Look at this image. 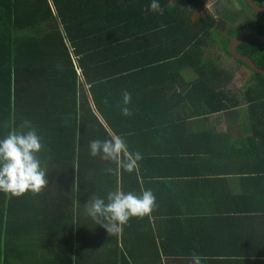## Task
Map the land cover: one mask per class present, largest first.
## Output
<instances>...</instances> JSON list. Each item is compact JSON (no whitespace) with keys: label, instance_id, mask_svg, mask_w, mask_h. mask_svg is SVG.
<instances>
[{"label":"trees","instance_id":"trees-1","mask_svg":"<svg viewBox=\"0 0 264 264\" xmlns=\"http://www.w3.org/2000/svg\"><path fill=\"white\" fill-rule=\"evenodd\" d=\"M151 2L0 0V139L9 131H20L25 119L31 120L42 137L43 148L37 156L47 180L39 193L28 190L11 196L0 191V264H187L180 262L181 257L215 253L190 244L193 229L204 230L208 225L204 220L181 219L179 212L167 214L166 203L178 200L165 194L160 195L164 206L160 215V211L156 214L160 199L153 193L155 205L150 214L156 215L155 225L150 224L149 214L130 217L115 234H108L85 210L93 195L107 203V194L117 189L136 195L143 191L138 174L142 159L132 172L111 164L113 172L107 173L108 162L89 154L90 141L120 135L129 151L137 152L132 140L171 130L179 122L173 119L167 127L165 120L146 123L142 116L175 110V99L185 102L183 92L188 87L207 88L205 114L240 106L220 87L232 80L231 73L207 59L205 52L210 41L220 40V33L213 32L224 30L229 37L222 46L231 56L230 39L243 29L226 30L222 21L195 0H158L162 14L150 10ZM257 3L262 5L261 0ZM257 28L264 34V24ZM237 51L264 69V42L246 37ZM183 71L195 72L196 79L186 80ZM253 72L244 91L249 119L241 122L250 134L213 138H225L221 156L256 164L243 167L251 176L252 192L251 198L249 191L244 194L243 209L236 211L252 212L261 229L264 75ZM161 89L172 97L160 95ZM125 90L131 94L127 116L121 111ZM213 154L218 158V151ZM153 161L143 164L154 166ZM238 222L246 229L245 221ZM243 237L249 241V236ZM258 238H264V232ZM261 245L252 253L259 259L253 264H264Z\"/></svg>","mask_w":264,"mask_h":264},{"label":"crops","instance_id":"crops-1","mask_svg":"<svg viewBox=\"0 0 264 264\" xmlns=\"http://www.w3.org/2000/svg\"><path fill=\"white\" fill-rule=\"evenodd\" d=\"M183 75L189 81L195 80L197 76L192 71H183ZM227 83H221L220 87L224 88L230 97L233 96L240 101V106L229 111L205 114L203 110L206 109L204 102L206 95L203 93L207 88L188 87L183 92L186 96L185 102L175 99L177 104L175 110L150 112L142 116L146 123L165 120L167 127H170L173 119L177 118L179 122L173 126V129L167 128L162 129L161 133L140 135L138 139L132 140L133 145H131L132 148L143 152L138 169L142 190L150 189L159 199L162 194H165L166 198L177 199L176 204L166 203L167 214L179 212L181 219L204 220L208 225L204 230L203 227L193 229L190 244L198 250L207 251L209 254L215 252L214 254L219 255L213 253L200 255L201 264H253L259 259L252 253L257 251L261 244L264 247V238L261 240L258 238L260 231L264 232V227L259 229L257 219H252V212L242 214L241 211H236L243 209L244 194L249 191L251 198L252 192L251 180H248L251 176H247L248 171L243 167L256 166V164L241 159H226L224 153L221 156L220 150H225V138H213L227 135L238 138L250 134L241 128V122L249 119V116L241 118V99L227 91ZM162 89L159 91L160 95L172 97L169 93L164 94ZM172 99L168 102H172ZM225 116L227 121L225 126L218 128L220 117ZM238 144H241V139ZM215 151H218V158H214ZM144 152L148 155L145 156ZM197 153L202 155L198 156ZM177 154L179 156L174 158ZM144 160H154L155 165H145ZM158 211L160 215L164 211L161 199L156 214ZM155 218L154 213L149 214L150 224L155 225ZM238 218H242L243 222L247 223L246 229L242 228L241 222H238L242 220ZM233 219H238L237 223L233 224ZM245 235L249 236V241L244 239ZM242 251H249L250 255L232 254ZM189 257H181L180 262L189 264Z\"/></svg>","mask_w":264,"mask_h":264},{"label":"clouds","instance_id":"clouds-1","mask_svg":"<svg viewBox=\"0 0 264 264\" xmlns=\"http://www.w3.org/2000/svg\"><path fill=\"white\" fill-rule=\"evenodd\" d=\"M150 10L160 12L158 0H152ZM123 115H130L126 105L131 101V94L123 92ZM107 103V101H104ZM20 131H9L8 135L0 139V191L11 196H20L26 191L39 193L47 184L46 170L41 167L37 153L42 148V137L33 126L32 121L25 119L20 125ZM89 154L99 156L108 162L105 171L112 173L111 164L117 169L132 172L142 159L141 154L129 151L127 143L120 135H112L110 139L92 140L88 143ZM155 205L153 192L143 190L140 195L117 189L107 194V203L104 198L91 196L86 203L87 214L102 225L108 234L121 231V227L128 223L130 217H143L152 212ZM202 257L193 252L189 257V264H201Z\"/></svg>","mask_w":264,"mask_h":264},{"label":"rangeland","instance_id":"rangeland-1","mask_svg":"<svg viewBox=\"0 0 264 264\" xmlns=\"http://www.w3.org/2000/svg\"><path fill=\"white\" fill-rule=\"evenodd\" d=\"M195 2L206 8L216 19L222 21L226 30L237 32L244 29L245 26L251 28L254 24L250 21L264 24V14L251 9L245 0H195ZM213 33L214 35L220 33L217 37L220 40L210 41L205 57L209 60L217 61L220 68L231 73L232 80L227 83V91L240 97L242 103L240 116L241 118L248 117L249 112L244 98V91L254 72L250 67L243 65L225 52L222 43L228 40L229 35L224 30L214 31ZM225 118L226 116L220 117L221 122H219L218 128L225 126L227 122Z\"/></svg>","mask_w":264,"mask_h":264},{"label":"water","instance_id":"water-1","mask_svg":"<svg viewBox=\"0 0 264 264\" xmlns=\"http://www.w3.org/2000/svg\"><path fill=\"white\" fill-rule=\"evenodd\" d=\"M249 7L258 13L264 14V7L258 5L255 0H246ZM247 36H253L257 40L264 42V35H261L259 31L255 28H246L240 34V36L234 37L231 39L229 44V53L236 60L243 61L247 66L251 67L255 72L261 73L264 75V69L256 65V63L249 56L243 55L237 51V47L240 46Z\"/></svg>","mask_w":264,"mask_h":264},{"label":"flooded vegetation","instance_id":"flooded-vegetation-1","mask_svg":"<svg viewBox=\"0 0 264 264\" xmlns=\"http://www.w3.org/2000/svg\"><path fill=\"white\" fill-rule=\"evenodd\" d=\"M246 1V0H245ZM257 1H260V0H257ZM257 1L255 0V2L257 3ZM247 2V1H246ZM248 4V3H247ZM258 5H259V3H257ZM261 6H263L264 7V0H261ZM249 6V5H248ZM251 23H253L254 24V26L253 27H251V28H255V29H257L258 30V28H257V25H259L260 23H258L257 21H250ZM249 22V23H250ZM249 26H245L244 27V29H246V28H248ZM244 29L241 31V33L244 31ZM229 30V29H228ZM231 31V30H230ZM238 31H240V30H238ZM259 31V30H258ZM240 33V34H241ZM262 35H264V34H262ZM237 36H240V35H237ZM237 36H234V37H237ZM234 37H231V39L232 38H234ZM247 37H252V36H247ZM231 39H230V41H231Z\"/></svg>","mask_w":264,"mask_h":264}]
</instances>
